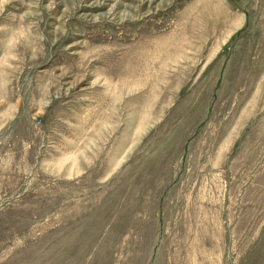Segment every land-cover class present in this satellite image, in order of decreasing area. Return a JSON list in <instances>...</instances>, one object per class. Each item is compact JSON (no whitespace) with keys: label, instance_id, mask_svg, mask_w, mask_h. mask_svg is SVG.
Wrapping results in <instances>:
<instances>
[{"label":"rangeland","instance_id":"374dc122","mask_svg":"<svg viewBox=\"0 0 264 264\" xmlns=\"http://www.w3.org/2000/svg\"><path fill=\"white\" fill-rule=\"evenodd\" d=\"M0 264H264V0H0Z\"/></svg>","mask_w":264,"mask_h":264}]
</instances>
